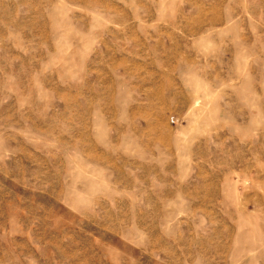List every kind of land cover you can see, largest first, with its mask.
Instances as JSON below:
<instances>
[{
	"label": "rangeland",
	"instance_id": "1",
	"mask_svg": "<svg viewBox=\"0 0 264 264\" xmlns=\"http://www.w3.org/2000/svg\"><path fill=\"white\" fill-rule=\"evenodd\" d=\"M229 2L0 0V264H264V10Z\"/></svg>",
	"mask_w": 264,
	"mask_h": 264
},
{
	"label": "crops",
	"instance_id": "2",
	"mask_svg": "<svg viewBox=\"0 0 264 264\" xmlns=\"http://www.w3.org/2000/svg\"><path fill=\"white\" fill-rule=\"evenodd\" d=\"M219 5H217L218 7ZM253 8L254 12L253 14L255 16L261 17L263 16V12L262 10H264V0H240V2L237 3V7L238 8H242L244 9H249V8ZM228 8L230 11H234L233 9V5L229 2V0H221V13L224 14V8ZM213 10V9H212ZM239 15H241L240 13H238ZM242 16V20L238 21L237 23L240 25H236V30L237 31H242L241 29L243 28V18L245 17V14L241 15ZM227 16H223L221 19V24H225L226 22L229 21L230 18L227 17V21L225 20ZM213 21V20H212ZM211 25H217L220 23L217 22H211ZM255 29V27H254Z\"/></svg>",
	"mask_w": 264,
	"mask_h": 264
}]
</instances>
